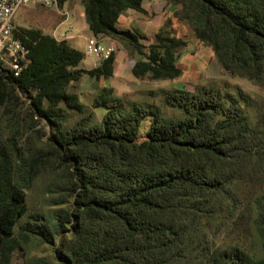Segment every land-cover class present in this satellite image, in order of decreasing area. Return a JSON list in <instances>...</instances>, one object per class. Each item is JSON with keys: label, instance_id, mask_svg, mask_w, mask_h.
Returning a JSON list of instances; mask_svg holds the SVG:
<instances>
[{"label": "trees", "instance_id": "16d2710c", "mask_svg": "<svg viewBox=\"0 0 264 264\" xmlns=\"http://www.w3.org/2000/svg\"><path fill=\"white\" fill-rule=\"evenodd\" d=\"M145 1L80 0L136 78L178 79L182 39L117 27ZM166 1L223 74L264 89V0ZM13 35L29 53L18 76L0 61V264H264V96L199 85L161 90V107L103 88L88 107L79 85L113 77L116 52L87 70L67 40Z\"/></svg>", "mask_w": 264, "mask_h": 264}, {"label": "rangeland", "instance_id": "374dc122", "mask_svg": "<svg viewBox=\"0 0 264 264\" xmlns=\"http://www.w3.org/2000/svg\"><path fill=\"white\" fill-rule=\"evenodd\" d=\"M146 14L128 10L121 15L117 27L120 29H137L155 42V35L163 27L165 32L176 38L182 39L185 46L177 52V65L182 70V75L175 80H154L151 77L136 78L132 68L137 59L130 55L117 41L107 37L98 40L106 46H114L116 62L114 76L109 79L95 80L85 76L78 88L80 100L88 107H92L95 96L103 88H114L117 96L132 102H148L156 106H163L161 90L180 88L193 91L199 85H214L228 91H242L252 99L264 96V89L246 79L231 77L222 73L213 48L198 40L192 29L179 21L174 12L176 7L168 5L166 0H146L143 4ZM170 24L166 26V22ZM15 25L23 28L39 29L43 33L55 37L57 40H67L72 46L86 54V59L80 68L91 70L98 66L103 57L87 53V41L93 37L85 19L84 8L80 0H70L63 8H46L39 4H28L18 10L14 18ZM165 26V27H164ZM148 44V42H146ZM104 109H96L98 118L103 115ZM147 117L144 124H149ZM144 126V125H143ZM145 132L141 136L143 139ZM40 187L33 189L30 194V205H41ZM26 255L22 251L14 253L12 264H25Z\"/></svg>", "mask_w": 264, "mask_h": 264}, {"label": "built area", "instance_id": "2783aa9c", "mask_svg": "<svg viewBox=\"0 0 264 264\" xmlns=\"http://www.w3.org/2000/svg\"><path fill=\"white\" fill-rule=\"evenodd\" d=\"M31 3L49 9L58 6V0H0V61L7 62L16 76L22 71L29 52L13 35L14 18L19 9ZM114 52V46H106L95 37L87 41V53L89 54L108 58Z\"/></svg>", "mask_w": 264, "mask_h": 264}]
</instances>
